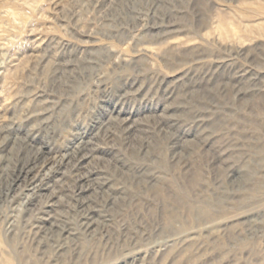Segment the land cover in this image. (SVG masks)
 Wrapping results in <instances>:
<instances>
[{
    "label": "rangeland",
    "instance_id": "1",
    "mask_svg": "<svg viewBox=\"0 0 264 264\" xmlns=\"http://www.w3.org/2000/svg\"><path fill=\"white\" fill-rule=\"evenodd\" d=\"M81 174L108 225L55 254ZM0 264H264V0H0Z\"/></svg>",
    "mask_w": 264,
    "mask_h": 264
},
{
    "label": "bare ground",
    "instance_id": "2",
    "mask_svg": "<svg viewBox=\"0 0 264 264\" xmlns=\"http://www.w3.org/2000/svg\"><path fill=\"white\" fill-rule=\"evenodd\" d=\"M165 124L168 127H172L174 125L173 119L167 116ZM122 130L123 132L130 133L133 130V126L131 124L122 125ZM105 135L107 137L112 136L111 133L107 132ZM89 157V155H81L73 165V170L74 168L84 169L86 165L88 166V163L92 160L88 159ZM88 170L90 171V169ZM71 173L72 170L68 172L69 175ZM95 173L97 174V172ZM23 174L25 178H32L34 170L32 167L27 166L23 169ZM64 177L65 174L62 175L61 182ZM78 177L80 180L79 189L73 196L74 201L70 197L71 201L69 200L68 203H61L59 196L56 195L62 189L63 183H55L53 187L51 184L46 183V185L43 184L44 186L40 188L41 194L39 195L42 196V202L39 206H35L39 215L34 216L32 228L38 236L39 241L43 242L46 246L48 245L50 250L55 254L61 253L68 249V247L69 249H73L76 246L79 234L95 235L106 231L110 214L105 218V216H102L100 209L107 213L114 206L113 200L116 198L117 186H113L109 182L110 179L104 178L105 180L103 181H98L97 179L93 181L87 174H81ZM74 217H77L79 221V231L69 224Z\"/></svg>",
    "mask_w": 264,
    "mask_h": 264
}]
</instances>
